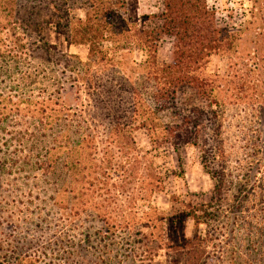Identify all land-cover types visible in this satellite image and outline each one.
Listing matches in <instances>:
<instances>
[{
	"label": "rangeland",
	"instance_id": "1",
	"mask_svg": "<svg viewBox=\"0 0 264 264\" xmlns=\"http://www.w3.org/2000/svg\"><path fill=\"white\" fill-rule=\"evenodd\" d=\"M126 2L132 16L162 7V0ZM207 2L222 22L237 29L250 20V0ZM44 9L39 0H0V264H94V260L103 264L93 256L109 254L113 245L106 244L111 242L118 247L112 254L118 255L119 264H170L172 259L174 264H186L184 256L167 254L164 248L154 256L144 255L138 241L144 235L148 240L160 239L161 232L171 242L181 232L178 227L171 230L166 218L189 209L184 204L210 202L214 184L208 167L200 162V148L187 146L180 154L165 144L154 150L141 125L135 120L123 123L126 118L120 116L126 111L134 117L124 104L128 101L106 91H99L93 99L90 86L130 78L136 68L133 61L142 63L146 56L138 51L129 55L125 50L106 51L118 65L92 64L82 78L87 47L68 45L63 35L48 28ZM74 11L84 18V9ZM249 35L246 33L242 50L249 46L247 38L253 37ZM104 46L111 48L109 43ZM169 47L168 41L160 46L159 63L168 59ZM228 62L227 55H214L209 69L224 74ZM150 94V84H146L143 109L148 103L153 105ZM253 111L247 108L235 116V111L228 110L221 116L229 124L224 131L225 163L237 173L234 166L247 168V177L240 176L251 178V190L230 200L227 196L219 205V219L200 224L202 236L212 227L218 237L210 243L211 254L204 264H264V244L257 247L256 260H250L246 252L238 255L237 249L235 253L231 250L238 242L246 245L250 239L259 240L258 235H251L254 231L248 233L250 225L260 221L264 200V124L260 121L264 118ZM113 118L122 120L107 139ZM124 128L133 141L121 132ZM147 150L164 179V190L150 201L142 200L143 169L138 166ZM225 172L232 171L226 167ZM241 201L249 209L234 222L229 204L235 209ZM149 206L167 222L161 229L136 224L133 219ZM105 225L114 229L104 234ZM87 231L91 243L88 237L84 243ZM184 231L186 237L195 234L192 218H186Z\"/></svg>",
	"mask_w": 264,
	"mask_h": 264
},
{
	"label": "trees",
	"instance_id": "2",
	"mask_svg": "<svg viewBox=\"0 0 264 264\" xmlns=\"http://www.w3.org/2000/svg\"><path fill=\"white\" fill-rule=\"evenodd\" d=\"M39 1L45 4L48 28H54L56 33L63 35L68 45L87 47L88 62L82 78L91 70L92 64L103 65V62H107L118 65L116 58L107 56L106 51L125 50V55L138 51L146 56L142 63L137 59L133 61L136 68L132 70L130 78L117 83L96 82L89 87L92 90L89 95L94 99L99 91H106L128 101L124 104H128V110L133 112V119L127 111L120 116L126 119H118L126 125L131 124V120L141 125L147 131L154 150L165 144L172 145L180 154L187 146L200 148V162L203 167H208L206 171L214 184L210 202L202 206L184 204L189 209L179 210L166 218L171 230L178 227L177 231L180 229L181 232L179 237H171V242L166 241L161 232L160 239L148 240L144 235L138 242L142 244L144 255L154 256L158 249L164 248L167 254L184 256L186 264H204L211 254L210 243L218 237L212 227L202 236L199 233L200 224L218 220L221 212L219 205L225 199H233L251 190L248 187L251 178L242 179L240 176L247 177L249 173L244 172L247 168L234 166L237 173L225 163L223 144L227 134L224 131L229 124L223 123L221 116L226 115L228 110L235 111L236 116L249 108L264 118V0H250V20L242 29L222 22L207 0H162L160 10L141 16L129 13L126 0ZM77 9L85 10L84 18L76 16L74 10ZM248 32L253 37L247 38L249 46L242 50L240 46ZM165 41L170 43L169 56L159 63L157 53ZM105 43H109L111 48L106 49ZM214 55L228 56V68L224 74L210 71L209 63ZM135 74L140 77H134ZM146 84H150L153 105L148 103L143 109ZM109 116L106 115L107 118ZM118 121L115 118L109 120L107 139L111 138ZM260 121L264 124V120ZM121 132L126 139L131 137L127 128ZM149 155L150 150H147L138 161V166L141 165L143 169L144 201H150L156 192L164 190L163 176L156 172L157 168ZM226 167L232 172L227 174ZM228 175L230 178L227 180ZM261 203L263 214L259 217L260 221L250 225L252 228L248 232L251 234L254 231L251 235H258L259 240L250 239L246 245L238 242L237 246L231 247L232 252L235 253V249L239 251L238 255L246 252L250 260H256L257 247L264 244L260 239L261 235L264 238V200ZM230 204L229 216L233 217L234 222H239L236 218L249 208L244 209L242 201L235 209ZM149 208L141 211L138 219H133L136 224L147 223L161 229V225L165 226L167 222H163L164 217L157 214L155 208ZM187 217L195 222L196 231L192 237L185 235ZM111 228L114 229V226L105 225L103 233H109ZM127 228L131 229L129 223ZM84 237V243L87 237V242L91 243L90 231ZM106 245H113L110 253L98 252L93 259L103 264H119L118 255L112 254L116 250V243ZM174 262L170 260V264ZM242 262H245L244 259Z\"/></svg>",
	"mask_w": 264,
	"mask_h": 264
}]
</instances>
